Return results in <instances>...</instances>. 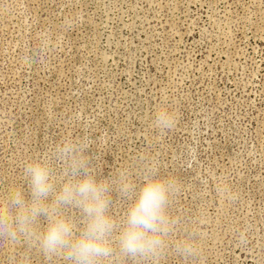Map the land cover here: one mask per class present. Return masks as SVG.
Masks as SVG:
<instances>
[{"label": "rangeland", "instance_id": "rangeland-1", "mask_svg": "<svg viewBox=\"0 0 264 264\" xmlns=\"http://www.w3.org/2000/svg\"><path fill=\"white\" fill-rule=\"evenodd\" d=\"M161 106L171 130L150 123ZM65 139L98 179L141 185L144 155L177 178L175 235L198 252L159 264H264V0H0V197L27 192L30 158L58 171ZM130 202L113 190L117 222ZM0 264L63 261L0 240Z\"/></svg>", "mask_w": 264, "mask_h": 264}, {"label": "clouds", "instance_id": "clouds-1", "mask_svg": "<svg viewBox=\"0 0 264 264\" xmlns=\"http://www.w3.org/2000/svg\"><path fill=\"white\" fill-rule=\"evenodd\" d=\"M177 119L175 111L161 106L150 123L168 131ZM87 147L86 139L56 145L58 171L48 157L25 161L27 192L11 185L0 197V240L9 245L27 242L63 264H159L170 249L180 257L197 254L191 238L175 235L178 221L169 208L180 190L176 177H162L155 159L144 155L138 157L141 185L123 166L113 178L98 179L85 154ZM114 189L131 201L119 222L109 211ZM69 208L79 211V225L65 215Z\"/></svg>", "mask_w": 264, "mask_h": 264}]
</instances>
